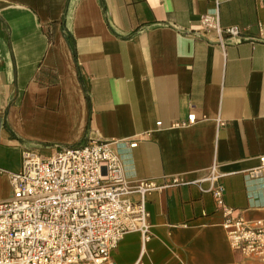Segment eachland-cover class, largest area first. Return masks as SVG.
<instances>
[{
	"label": "crops",
	"instance_id": "1",
	"mask_svg": "<svg viewBox=\"0 0 264 264\" xmlns=\"http://www.w3.org/2000/svg\"><path fill=\"white\" fill-rule=\"evenodd\" d=\"M90 138L131 180L185 181L147 194L151 238L126 234L118 264L248 262L204 179L216 162L226 204L264 220V0H0V201L24 151Z\"/></svg>",
	"mask_w": 264,
	"mask_h": 264
},
{
	"label": "built area",
	"instance_id": "2",
	"mask_svg": "<svg viewBox=\"0 0 264 264\" xmlns=\"http://www.w3.org/2000/svg\"><path fill=\"white\" fill-rule=\"evenodd\" d=\"M201 25L215 30L221 43L224 33L240 35L238 26L221 27L218 12L204 14ZM195 120L190 114L176 125ZM113 143L90 138L59 144L50 155L24 151L21 169L8 172L13 195L0 201V264H118L112 255L126 234L151 238L147 194L185 181L177 176L162 184L129 179ZM259 160L249 171L252 176L263 172L264 154ZM221 176L214 162L204 180L223 213L231 247L248 260L235 264H264V220L250 222L235 214L225 202Z\"/></svg>",
	"mask_w": 264,
	"mask_h": 264
}]
</instances>
